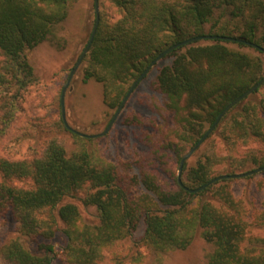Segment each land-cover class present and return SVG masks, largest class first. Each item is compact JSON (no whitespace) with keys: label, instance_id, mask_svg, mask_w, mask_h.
<instances>
[{"label":"trees","instance_id":"16d2710c","mask_svg":"<svg viewBox=\"0 0 264 264\" xmlns=\"http://www.w3.org/2000/svg\"><path fill=\"white\" fill-rule=\"evenodd\" d=\"M79 1L0 0V140L9 137L24 111L26 93L38 83L26 53L44 42L64 49L61 32ZM205 35L235 37L264 48V0H100V24L81 65L83 82L100 83L105 106L117 111L161 53ZM200 42L166 55L163 59L172 62L158 70L152 83L179 128L170 154H164L178 165L221 112L264 78L261 56L234 49L232 42ZM262 88L224 116L194 154L199 156L196 164L186 162L182 181L187 188L264 167V154L247 149L252 143L264 145ZM62 129L68 131L63 121ZM223 157L230 162L217 174ZM157 159L153 152L145 161ZM167 171L172 183L161 184L151 171L129 177L86 150L69 154L55 139L24 159L0 157V219L16 234L0 245V264H103L106 252L125 242L138 250L132 261L140 263L139 248L157 255L184 251L199 234L213 247L208 264H264V235L252 234L264 231V210H248L234 196L233 180L191 194ZM128 185L142 189L141 194L133 195ZM81 206L94 209L96 220L85 221ZM125 258H116L118 264Z\"/></svg>","mask_w":264,"mask_h":264},{"label":"rangeland","instance_id":"374dc122","mask_svg":"<svg viewBox=\"0 0 264 264\" xmlns=\"http://www.w3.org/2000/svg\"><path fill=\"white\" fill-rule=\"evenodd\" d=\"M94 0H80L71 9L70 16L63 26L61 36L65 41L64 49H57L49 42H44L26 53L27 59L38 75V83L26 93L24 111L17 118L8 138L0 140V157L18 160L30 157L34 152H41L44 143L55 139L69 154L86 150L97 158L119 166L127 176L139 178L143 171L156 174L161 184L172 183L167 170L178 176L176 158L169 159L178 128L172 113L162 107L163 99L154 92L152 83L158 70L171 64L172 59L160 60L146 78L137 86L124 109L115 121L109 133L99 139L80 141L69 131L62 129L60 99L63 87L72 69L82 54L94 28ZM199 44H206L204 41ZM231 47L244 53L261 56L252 47H239L232 42ZM82 66L76 72L65 97V109L68 123L72 128L85 134L102 133L112 120L115 110H109L103 101V86L91 81L83 82ZM264 96V88L261 96ZM127 117L136 118L135 124L126 121ZM247 149L264 154V145L252 143ZM245 151L239 150V154ZM158 152L157 162L145 161L147 155ZM226 156L225 149L219 150ZM236 156V154H233ZM224 164L218 166L217 174L224 173L225 165L230 162L227 157ZM199 156L193 155L189 165H194ZM229 159V160H228ZM251 176L249 180H233L232 190L238 200L244 201L248 210H264V175ZM133 195H140L142 189L128 185ZM81 205V204H79ZM82 207V206H81ZM83 208V207H82ZM85 221L96 220L94 209H82ZM144 230L141 223L139 235ZM253 235H264V231L253 230ZM16 234L12 227L0 219V245ZM131 243L125 242L106 252L103 264H118L116 258L126 256L124 264H208V256L213 247L200 234L184 251H173L157 255L145 248L141 251L140 263L132 261L137 257V249H130Z\"/></svg>","mask_w":264,"mask_h":264},{"label":"water","instance_id":"95a60500","mask_svg":"<svg viewBox=\"0 0 264 264\" xmlns=\"http://www.w3.org/2000/svg\"><path fill=\"white\" fill-rule=\"evenodd\" d=\"M94 8H95V15H96V21L94 24V28L92 30L91 33V37L89 39V42L86 46V48L84 49L83 53L81 54L79 60L77 61L75 67L72 69L68 80L66 81L63 90H62V94H61V99H60V106H61V118L63 121V124L65 126V128L72 132L73 134L83 138V139H88V140H94V139H99L101 137L106 136L109 131L111 130V128L113 127L115 121L117 120V118L119 117L120 113L122 112V110L124 109L125 105L127 104L128 100L130 99V97L132 96L134 90L137 88V86L146 78V76L149 74V72L152 70V68L160 61L162 60L166 55H168L170 52L177 50L179 48H182L184 46L199 42V41H207V40H212V41H223V42H236V43H242L245 44L249 47H252L260 52L264 53V48L249 42V41H245L242 39H238L235 37H229V36H220V35H205V36H197V37H193L190 38L188 40H185L181 43H178L174 46H171L170 48H168L167 50H165L163 53H161L153 62L150 63V65L146 68V70L141 74V76L133 83V85L131 86V88L129 89V91L127 92L125 98L123 99L121 105L119 106V108L117 109L116 113L114 114L112 120L110 121L108 127L99 134H85L83 132H80L78 130H75L74 128H72L70 126V124L68 123L67 117H66V109H65V97H66V93L67 90L71 84V81L73 80L76 72L78 71V69L81 67L86 55L88 54L93 41L95 39L99 24H100V0H94ZM264 85V78L258 82L256 85H254L252 88H250L246 93H244L242 96H240L239 98H237L236 100H234L230 105H228L222 112L221 114L217 117V119L215 120L214 124L209 128V130H207V132L202 136V138L189 150L187 151L183 157L181 158L180 162H179V167H178V176H177V181L179 183V185L181 186V188H183L184 190H186L187 192L191 193V194H196L199 193L201 191L206 190L208 187H210L211 185L219 182V181H223V180H238V179H245L247 177H251L254 176L256 174H259L261 172L264 171V167L262 168H257L255 170L249 171V172H245V173H240V174H232V175H221V176H217L215 178H213L212 180H210L207 184H205L204 186L197 188V189H189L187 188L183 181H182V174H183V169L184 166L186 164V162L201 148V146L205 143V141L209 138V136L215 131V129L218 127V125L220 124L221 120L224 118V116L234 107L236 106L239 102H241L242 100L246 99L247 97H249L250 95H252L253 93H255L258 89H260L262 86Z\"/></svg>","mask_w":264,"mask_h":264}]
</instances>
